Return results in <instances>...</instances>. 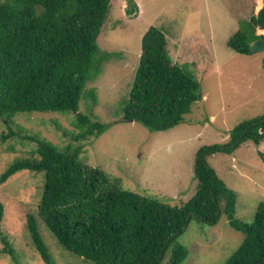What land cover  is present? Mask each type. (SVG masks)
Segmentation results:
<instances>
[{"label": "trees", "instance_id": "trees-1", "mask_svg": "<svg viewBox=\"0 0 264 264\" xmlns=\"http://www.w3.org/2000/svg\"><path fill=\"white\" fill-rule=\"evenodd\" d=\"M126 2L125 14L138 9ZM110 0H0V120L7 132L0 140L19 137L11 119L18 113H74L77 140L98 137L106 124L80 112L82 99L95 102V90L87 84L101 72L112 53L100 51ZM252 30L238 29L228 40L237 53L248 54L264 36V5L249 19ZM141 52L129 99L119 108L123 118L150 131H165L186 121L200 99L198 79L186 66L173 62L164 31L150 26L141 37ZM36 148L13 161L2 173L0 184L20 170L43 172L36 213L26 216V230L42 259L50 264L40 234L44 226L64 249L92 264H159L169 243L191 219L216 223L220 200L226 198L224 214L232 228L243 233L240 246L223 264H264V202L257 204L253 220L233 218L236 198L206 156L218 151L229 154L244 142L264 140V115L244 121L230 132L225 145L201 146L193 162L196 191L177 206L122 187L120 177L92 167L81 156V146L57 147L36 139ZM12 150L14 146H10ZM4 206L0 202L2 252L21 264L2 232ZM187 256L182 246L172 249L166 264H180Z\"/></svg>", "mask_w": 264, "mask_h": 264}, {"label": "rangeland", "instance_id": "rangeland-1", "mask_svg": "<svg viewBox=\"0 0 264 264\" xmlns=\"http://www.w3.org/2000/svg\"><path fill=\"white\" fill-rule=\"evenodd\" d=\"M135 2L138 9L128 16L124 0H110L97 44L100 51L112 55L87 84L95 90V102L90 97L80 102L79 111L88 112L85 104L89 103L91 118L105 123V130L98 137L77 140L73 137L77 133L74 113H18L10 125L19 137L0 140V173L36 148V140L29 137L44 139L59 148L81 146L85 163L120 177L124 189L177 206L196 191L193 162L197 150L204 145H225L235 126L264 115V53L240 54L228 45L238 29H253L249 19L263 7L264 0ZM150 26L164 31L172 61L192 71L201 95L185 122L156 132L125 120L119 111L129 99L141 37ZM6 132L7 125L0 120V133ZM206 160L234 193L233 218L251 222L257 204L264 202V140L259 145L244 142L231 154L217 150ZM43 178V172L20 170L0 184L1 229L21 264H48L26 230L27 214L37 211ZM225 200H220L215 224L191 219L169 243L159 264L169 261L176 246L187 251L180 264L225 263L243 240V233L232 228L224 214ZM40 234L50 264H92L61 247L44 226ZM2 247L0 241V264H16Z\"/></svg>", "mask_w": 264, "mask_h": 264}, {"label": "water", "instance_id": "water-1", "mask_svg": "<svg viewBox=\"0 0 264 264\" xmlns=\"http://www.w3.org/2000/svg\"><path fill=\"white\" fill-rule=\"evenodd\" d=\"M256 52H263L264 53V39L256 40L250 47L249 53L253 54Z\"/></svg>", "mask_w": 264, "mask_h": 264}, {"label": "crops", "instance_id": "crops-1", "mask_svg": "<svg viewBox=\"0 0 264 264\" xmlns=\"http://www.w3.org/2000/svg\"><path fill=\"white\" fill-rule=\"evenodd\" d=\"M258 7H259V5H258ZM261 31H264V28H263V29L256 28V33H258V32H261ZM261 35H263V36H264V33H262Z\"/></svg>", "mask_w": 264, "mask_h": 264}]
</instances>
